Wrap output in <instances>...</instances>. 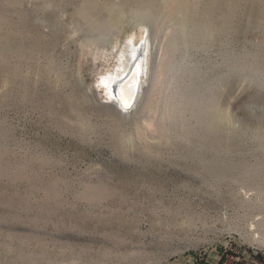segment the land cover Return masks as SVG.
Instances as JSON below:
<instances>
[{"label":"rangeland","instance_id":"374dc122","mask_svg":"<svg viewBox=\"0 0 264 264\" xmlns=\"http://www.w3.org/2000/svg\"><path fill=\"white\" fill-rule=\"evenodd\" d=\"M0 264H264V0H0Z\"/></svg>","mask_w":264,"mask_h":264},{"label":"bare ground","instance_id":"6f19581e","mask_svg":"<svg viewBox=\"0 0 264 264\" xmlns=\"http://www.w3.org/2000/svg\"><path fill=\"white\" fill-rule=\"evenodd\" d=\"M142 50H143L142 49V45H139V47L137 49H135L133 53H131L130 55L126 56L125 58H122L121 62H119L118 67L116 68V70L109 76V78L107 80H105V86H107V89L109 90L108 91L109 92V95H110L111 85L114 84V83H116V82H118L121 79V77L126 73L127 66L136 57V55H138L140 52H141V55H142ZM142 61H143V55H142L141 62H137V66H136V68L134 70V72H135L134 75H135L137 73L138 69L140 68V74H139V76H140V78H139L140 79V85L144 81L143 78H145L144 75H143L144 68H143ZM131 86H132V78H129L128 80H126L124 82V85L121 88V91H120V97H121V99L122 98H126V97H128L130 95V92L132 90V87ZM140 92H141V90H140ZM117 102L118 101L116 99H114L113 97H110V104L112 106H114V107L116 106L115 108H117V110H119V112L121 114H129L134 109V107H135L134 106L133 109L130 110V111H126L124 109L122 110V109H119L118 108L119 105H118Z\"/></svg>","mask_w":264,"mask_h":264},{"label":"water","instance_id":"95a60500","mask_svg":"<svg viewBox=\"0 0 264 264\" xmlns=\"http://www.w3.org/2000/svg\"><path fill=\"white\" fill-rule=\"evenodd\" d=\"M142 60V55L141 52L136 55V57L130 62V64L127 66L126 73L121 77V79L111 85V90H110V95L114 99H116L118 102V108L119 109H124L126 111H130L133 109L135 104L137 103V100L140 96V90H141V85H140V68L138 69L137 73L134 75V70L137 66V62H141ZM129 78H132V90L130 92V95L126 98L120 97V91L121 88L124 85V82L128 80Z\"/></svg>","mask_w":264,"mask_h":264}]
</instances>
